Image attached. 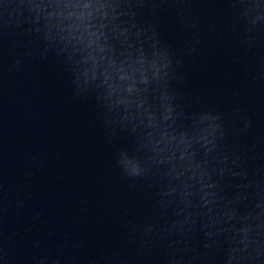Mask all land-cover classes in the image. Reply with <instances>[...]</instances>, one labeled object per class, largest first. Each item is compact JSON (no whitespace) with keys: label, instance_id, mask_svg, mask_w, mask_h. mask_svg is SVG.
<instances>
[{"label":"water","instance_id":"water-1","mask_svg":"<svg viewBox=\"0 0 264 264\" xmlns=\"http://www.w3.org/2000/svg\"><path fill=\"white\" fill-rule=\"evenodd\" d=\"M0 264H264V0H0Z\"/></svg>","mask_w":264,"mask_h":264}]
</instances>
